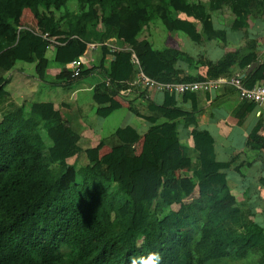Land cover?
Here are the masks:
<instances>
[{
    "label": "trees",
    "instance_id": "16d2710c",
    "mask_svg": "<svg viewBox=\"0 0 264 264\" xmlns=\"http://www.w3.org/2000/svg\"><path fill=\"white\" fill-rule=\"evenodd\" d=\"M225 7L245 33L264 21V0H0V264H207L252 250L264 264V225L251 196L227 177L234 164L218 160L215 138L196 125L195 112L178 106L176 93H166L162 104L151 100L144 113L134 110L151 123L142 141L144 158L158 172L150 190L145 176L134 174L140 137L132 127L117 129L116 139L86 135L79 110L55 108L45 118L40 103L18 106L7 89L19 63L34 64L40 77L49 66L48 41L26 22L30 15L61 42L59 78L72 77L64 63L86 42H102V29L111 30L123 48L98 50L110 61L112 95L135 78L133 54L163 82L231 76L246 51L206 64L174 39L182 33L196 43H227L228 30L215 27L213 17ZM171 8L186 13L173 16ZM247 45L243 65L257 53ZM248 106L244 101L237 112L239 125ZM181 125H196L194 155L185 150ZM244 153L234 169L247 180L243 168L264 160L263 115ZM259 180L264 187V174Z\"/></svg>",
    "mask_w": 264,
    "mask_h": 264
},
{
    "label": "crops",
    "instance_id": "0c3cea01",
    "mask_svg": "<svg viewBox=\"0 0 264 264\" xmlns=\"http://www.w3.org/2000/svg\"><path fill=\"white\" fill-rule=\"evenodd\" d=\"M216 15L217 13L214 14L213 17ZM214 19H216V17ZM214 25L217 28L229 26L225 24L224 21L218 22L217 20L216 22L214 20ZM251 26L248 33H245L244 29L241 27L235 28V30H237L233 31L232 35L228 32L227 43L219 40H206L202 42L208 43L205 53V56L208 57L204 58V56H202L203 58L199 59L203 60L206 64L216 63L229 52L237 50L246 51L244 56L238 58V63L240 62V64L233 68V75L239 74L248 84H263L264 21L256 24L252 23ZM33 27L38 33L42 32L38 28V23L37 26ZM102 31L105 33V35H103L104 39H113L115 44L121 46L114 35L111 34V30L102 29ZM144 36H149L147 31H145ZM182 36L186 35L180 33L177 38L174 37L178 46H180L178 39L184 40ZM248 42V48L256 49L257 53L253 62L243 65L242 63H244L249 50L246 48ZM86 49L85 47L83 52H85ZM65 55L66 54L61 56L63 57ZM61 56H59V49L56 46L48 47L47 58L49 60V66L43 77L38 76L34 64L19 63L18 84L14 87L17 90V94L9 90L11 94L10 100H13L18 106L24 103H40L44 110L45 118H50L55 108H61L67 110V112L79 110L82 117V125L84 124L85 128L84 133L89 135L92 132L96 136L104 134L106 118L111 117L118 111L126 109L128 115H132L135 119L137 118L136 121L138 120L142 123L140 124L137 121L138 127L141 125L142 130L140 131L138 127L136 128L129 123L121 125L117 129H124L131 126L136 128V134L140 137V144H138V146L141 147L144 135L149 130L151 123L147 121L143 115H137L134 110L137 109L139 112L144 113L147 109L148 102L151 100L158 104H162L165 100V94L158 93L153 89L132 87L131 82L133 78L126 82L127 88L121 89L117 94L112 95L106 76V67L107 69L109 68L110 61L107 59L106 63H104L99 50L89 53V62L82 66L83 70H89L86 74L81 72V74L75 77L59 78L58 76L63 72V68L59 65V57ZM56 90L58 93H56ZM143 92H147V94L143 96ZM14 95H17L18 99H16ZM176 96L178 106L185 110L195 112L196 125H198L200 129L209 130L215 138L218 160L227 161V159L231 158L232 153H234L236 149L237 155L239 150L245 155L244 149L248 135L256 125L259 116L263 115L264 117V107L261 108L258 106L259 108L257 107L256 110L252 111L251 107L254 104L250 103V106L247 107L250 114L244 123L239 125L240 113L237 112L244 100L240 99L238 92L233 87L223 86L218 91H198L193 94H177ZM9 102L3 106V109L8 108ZM221 110L225 111L220 112ZM214 111H217V113ZM258 111L261 112L259 115ZM240 112L246 113L244 111ZM248 122H252L250 129L248 128ZM19 124L22 126L24 120L22 119ZM196 125H191L188 128L183 127V125L180 126L181 140L184 146L187 145L191 149L194 147L192 130ZM117 129L114 133H116ZM236 129L239 130L236 131ZM240 132L243 133L240 138H243L244 142L240 146H234L231 143L233 141H229L230 137L232 135H238ZM231 140L234 139L232 138ZM192 152L193 150H191V153ZM141 156L144 157V154Z\"/></svg>",
    "mask_w": 264,
    "mask_h": 264
},
{
    "label": "rangeland",
    "instance_id": "374dc122",
    "mask_svg": "<svg viewBox=\"0 0 264 264\" xmlns=\"http://www.w3.org/2000/svg\"><path fill=\"white\" fill-rule=\"evenodd\" d=\"M79 9V5L76 2H72L71 3V10L73 11H77ZM171 11L173 13V16H179L182 17L184 16V14L186 13L184 10L182 9H178L175 10L173 8H171ZM217 15L215 16L216 20L218 22L224 21L225 24L229 25L228 27L223 26L221 28H226L229 32L230 35H232L233 31L235 30V27L237 26V20L235 19V17L232 15L230 9L228 7H225L222 11L216 12ZM214 13V14H216ZM214 17V18H215ZM26 22L31 24L32 26H37L36 21L30 16H28L26 18ZM170 27L172 26V24H168ZM217 25V24H216ZM233 28V29H232ZM105 35V33L103 34ZM179 35V34H178ZM178 35L176 36V38L178 37ZM107 36V35H106ZM182 39L184 40H179V44L181 46L182 49H186V51H188L191 55L197 57V58H203L202 56H204V58H207L205 56L206 53V46L208 43H196L194 42L191 38H189L188 36H182ZM11 82L8 84L7 88L8 90L12 91L13 93H16V89L14 88L17 84H18V65L16 66L15 70L13 72H11ZM56 93H58V91L56 90ZM57 96V95H56ZM14 97L16 99H18L17 95H14ZM258 106L256 104L252 105V111L256 110ZM259 108V107H258ZM263 108V107H261ZM225 111V110H223ZM222 110L220 112H223ZM215 113H217V111H214ZM137 119V118H136ZM136 119L132 116V115H128V112H126L125 110H121L116 112L115 114H113L111 117L106 118L105 120V126H104V136L105 135H112L115 132V130L120 127L121 125H125L127 123H129L130 125H134V127H138V123L136 121ZM139 122V121H138ZM140 123V122H139ZM142 124V123H140ZM252 126V122H248V128L250 129ZM132 127V126H131ZM133 128V127H132ZM136 128H133L134 130ZM139 130H142V126L140 125ZM239 129H236V131ZM136 131V130H135ZM243 133H239L238 135H232L230 137L229 141H233L231 142L234 146H240L244 141L243 138H240V136ZM115 136V135H114ZM113 136V137H114ZM115 139L117 138L116 136L114 137ZM234 140H231V139ZM140 141V140H139ZM138 144H140V142L136 143V149H137V154L139 156L138 160L135 162L134 164V174L135 175H144L148 186L150 188V190H153V188L155 187V185L157 184L158 181V175H157V169L152 166L151 164H149L146 159L141 156L143 154L142 151V146H138ZM185 150L186 152L191 153V150H193V152L191 153L192 155H194V149L190 148L189 146L185 145ZM237 149L234 150V153H232L231 158L227 159V161H232V163L234 165H237L238 163L242 162L245 159V155L242 154V151L239 150V153L237 155L236 153ZM84 157V156H82ZM166 159H164L165 161ZM253 162V160H252ZM234 165L232 166V168L229 169L227 173V177L231 178L232 180H234L237 183V189L244 195L245 198H248L249 196H251V203L254 204V210L256 212V219L262 223L264 225V187L262 185V183L260 182L259 178L262 174H264V160H254V164L251 165L250 167H245L243 168V170L247 173L248 179L244 180V177L242 174L238 173L235 169H234ZM259 258H260V253L252 250L250 251L245 257H222L219 259H213L207 262V264H259Z\"/></svg>",
    "mask_w": 264,
    "mask_h": 264
},
{
    "label": "built area",
    "instance_id": "2783aa9c",
    "mask_svg": "<svg viewBox=\"0 0 264 264\" xmlns=\"http://www.w3.org/2000/svg\"><path fill=\"white\" fill-rule=\"evenodd\" d=\"M40 35L48 41V47L61 44V42L49 32H41ZM100 46H108L111 50L123 48L115 44L113 39L109 38L103 39L102 42L86 43V51L71 61L64 63L65 69L71 71L72 77L81 74L82 70L80 68L89 62V53L95 52ZM132 61L138 66L136 76L131 82L132 87L153 89L156 92L163 94L168 92L176 94H193L198 91H218L223 86H228L233 87L238 92L241 100L256 104L259 107H264V83L248 84V82L239 74L195 81L163 82L152 78L144 72L139 66V59L136 54L132 55ZM107 83H110V78H107ZM260 113L261 112L258 111V115Z\"/></svg>",
    "mask_w": 264,
    "mask_h": 264
}]
</instances>
